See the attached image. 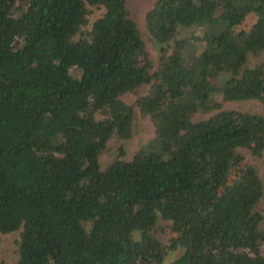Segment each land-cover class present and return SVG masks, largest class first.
<instances>
[{"label": "trees", "instance_id": "trees-1", "mask_svg": "<svg viewBox=\"0 0 264 264\" xmlns=\"http://www.w3.org/2000/svg\"><path fill=\"white\" fill-rule=\"evenodd\" d=\"M145 25L156 62L126 0H0L11 264H264V160L241 150L264 156V113L223 107L264 102V0H155ZM136 110L154 135L127 157Z\"/></svg>", "mask_w": 264, "mask_h": 264}, {"label": "rangeland", "instance_id": "rangeland-1", "mask_svg": "<svg viewBox=\"0 0 264 264\" xmlns=\"http://www.w3.org/2000/svg\"><path fill=\"white\" fill-rule=\"evenodd\" d=\"M155 0H126L128 9L130 11V14L136 19L137 24L139 28L141 29L143 33V37L145 38L146 47L150 52V55L154 62H156L158 57V45L148 39V34L146 32V25H145V12L147 9H149ZM254 19L253 14H248L247 18L243 22L244 27H248L250 22ZM229 72L222 73L221 76H228ZM147 88L148 85H144L141 87ZM123 98L127 101H131L135 98L134 94L132 93H126L123 95ZM224 108H245L249 109L251 111H256L260 113H264V102H261L257 99H248V100H230L225 101L223 103ZM208 114H199L198 117H204ZM134 134L133 136L126 142L127 145V157H130L131 154L134 152L135 149L139 147V145L144 142L147 138L154 135V124L150 117L148 116H142L140 115L139 111L136 110L134 115ZM119 145V142L116 141V139H111V141L108 144V148L103 151V153L100 156V160L102 162V165L106 161H108L110 158H112V155L114 151L116 150L117 146ZM245 155L246 160L252 163H255L260 168L263 166V160L264 156L261 158H255L253 157L248 150L241 149ZM263 207H264V201H263ZM19 235V230H14L7 233H0V263L2 264H11L15 258H16V240ZM263 246H260L259 249H263ZM255 249H249L248 251H254Z\"/></svg>", "mask_w": 264, "mask_h": 264}]
</instances>
